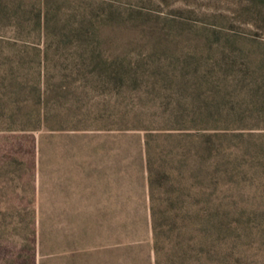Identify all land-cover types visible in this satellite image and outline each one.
<instances>
[{
  "label": "rangeland",
  "instance_id": "1",
  "mask_svg": "<svg viewBox=\"0 0 264 264\" xmlns=\"http://www.w3.org/2000/svg\"><path fill=\"white\" fill-rule=\"evenodd\" d=\"M0 264H264V0H0Z\"/></svg>",
  "mask_w": 264,
  "mask_h": 264
}]
</instances>
